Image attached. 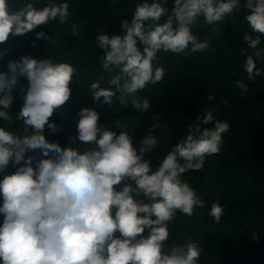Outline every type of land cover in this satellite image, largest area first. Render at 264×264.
Returning <instances> with one entry per match:
<instances>
[{"label":"clouds","instance_id":"clouds-1","mask_svg":"<svg viewBox=\"0 0 264 264\" xmlns=\"http://www.w3.org/2000/svg\"><path fill=\"white\" fill-rule=\"evenodd\" d=\"M167 3L144 0L121 22V34L97 36L100 67L109 79L108 87L101 86L103 74L90 84L93 103L111 106L118 101L123 108L130 105L147 112L149 99L138 93L163 79L166 70L158 63V53L208 51L211 41L199 40L193 27L202 20L218 32L216 25L241 7V0H173L171 9ZM243 8L251 13L244 17L251 34L245 31L243 41L252 50L244 70L255 83L264 77V68L257 67L264 52L258 47L264 36V0H246ZM69 9L67 0H48L42 8L34 0H25L19 8L0 0V44L50 21L68 23ZM71 23L75 36L79 25ZM36 39L50 40L44 32ZM6 67L7 72L0 71V118L8 125L13 122L9 110L15 90L23 93V103L16 116L22 127H0V173L10 163L16 169L0 179V264H198L203 249L191 238L171 247L164 242L177 211L191 217L205 206L183 177L190 171L199 173L206 157L220 153L228 122L216 120L213 109L204 111L153 171L143 157L158 147L153 129L160 124L149 129L137 151L120 122L117 135L98 125L94 109L84 108L77 114L76 139L87 147L61 148L43 132L46 126L51 133L58 130L49 118L69 100L76 67L31 56L9 60ZM236 86L242 94L248 91L242 80ZM210 124L213 127H201ZM37 150L41 158L26 157ZM208 214L220 222L224 209L219 201Z\"/></svg>","mask_w":264,"mask_h":264},{"label":"trees","instance_id":"trees-1","mask_svg":"<svg viewBox=\"0 0 264 264\" xmlns=\"http://www.w3.org/2000/svg\"><path fill=\"white\" fill-rule=\"evenodd\" d=\"M67 2L71 14L68 23L50 21L22 36L10 35L4 44H0L2 72L8 71L6 65L9 60L18 61L22 56L37 60L52 58L77 69V75L69 85V100L49 118L58 130L51 133L46 126L45 138L58 143L61 148L70 146L83 151L87 145L76 137L77 114L84 108L94 109L99 115L98 125L117 135L121 128L116 127V122H120L123 130L132 136L133 147L137 151L149 129L160 124V128L153 129L158 147L143 157L155 171L167 152L184 138L189 126L198 123L196 118L202 119L204 111L213 109L216 120L227 121L230 125L229 131L223 135L220 153L206 157L199 173L190 171L183 177L205 206L197 208L191 217L177 211L175 220L168 225L169 238L164 244L171 247L191 238L203 249L198 264H264V77H257L253 83L247 79L244 70L246 55L252 54L243 41L245 31L251 34L244 19L245 15L251 14L250 10L243 8L246 0H241V7L216 25L218 32L212 31L202 20L193 27V33L199 40L211 41L208 51L184 55L158 53V63L166 71L159 83L148 85L138 93L149 99V108L143 113L130 105L123 108L118 101L111 106L93 103L90 84L103 74L105 78L101 86L108 87L109 76L103 73L98 59L102 53L97 46V36L121 34V22L129 19L137 4L144 0ZM147 2L152 3L153 0ZM9 3L19 8L25 0H9ZM34 3L37 8H42L48 0H34ZM172 5L173 0H168L166 6L171 9ZM71 22L79 25L75 36L72 35ZM39 32H44L50 40H37ZM258 47L264 50V36H261ZM257 67L264 68V52L257 60ZM237 80L248 86L246 93L242 94L236 86ZM20 83L27 87L25 80ZM13 96L9 110L13 122L8 125L0 118V127L7 125L16 130L22 127L16 116L23 103V93L17 89ZM208 96L213 99H207ZM222 100L227 104L221 103ZM17 134L22 135V129ZM27 156L41 158L38 150L26 153ZM32 166L35 167V163ZM15 170L10 163L0 173V179ZM215 201H219L224 209L219 223H215L208 214ZM2 221L3 216L0 215V223ZM144 235H147V230Z\"/></svg>","mask_w":264,"mask_h":264}]
</instances>
